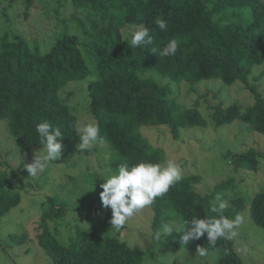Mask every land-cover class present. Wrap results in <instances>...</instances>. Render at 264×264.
Masks as SVG:
<instances>
[{
    "label": "trees",
    "instance_id": "1",
    "mask_svg": "<svg viewBox=\"0 0 264 264\" xmlns=\"http://www.w3.org/2000/svg\"><path fill=\"white\" fill-rule=\"evenodd\" d=\"M65 1L84 14L85 20L76 13L71 17L76 34L60 20L65 28L48 46L0 35V120L7 121L21 153L43 148L36 126L45 121L61 129L64 147L77 138L78 117L60 91L92 75L97 79L88 84L90 112L100 136L117 156L112 168L116 172L122 163L165 165V151L143 135L144 126H168L178 136L182 129L207 126L208 120L216 128L241 121L264 135V97L254 88V104L245 112L237 104L218 106L206 119L197 107L184 108L170 98L168 85L141 77V72L156 69L163 77L193 85L214 79L226 87L237 81L249 86L253 68L264 65V0ZM26 4L30 8L31 0ZM157 20H164L167 29L161 30ZM128 26L147 28L152 44L132 48L122 34ZM173 39L178 41L177 53L159 57L157 53ZM235 159L239 167L258 169L254 150ZM7 180V173L0 169V219L22 200ZM200 181L198 175L183 177L156 198L150 205L154 233L179 217L183 230L194 218H219L211 209L218 206L215 195L226 199L227 185L201 195L195 189ZM244 210L245 199L237 198L223 215L234 219ZM50 218L52 213L43 214L38 239L52 264H140L144 259L143 251L126 242L87 232L61 244L49 229ZM250 218L264 230V189L252 199ZM196 243L218 248L222 264H245L233 240L221 238L212 246L205 234L186 245L191 249Z\"/></svg>",
    "mask_w": 264,
    "mask_h": 264
},
{
    "label": "rangeland",
    "instance_id": "2",
    "mask_svg": "<svg viewBox=\"0 0 264 264\" xmlns=\"http://www.w3.org/2000/svg\"><path fill=\"white\" fill-rule=\"evenodd\" d=\"M75 13L85 20L84 14L65 0H31L30 8L26 0H0V35L8 34L11 39L19 36L30 44L48 46L65 28L60 20L73 34L77 33L71 20ZM140 28L128 26L122 34L131 41ZM84 57L89 62V57ZM141 77L168 85L170 98L184 108L197 107L206 119L218 106L237 104L245 112L255 101L251 88L264 97V65L253 68L249 86L237 81L226 87L222 80L214 79L193 85L163 77L156 69L141 72ZM96 79L92 75L85 81H72L60 91L79 124H97L90 112L88 95V84ZM141 131L151 144L165 151L164 166L173 160L181 166L183 177L201 178L195 186L201 195H211L216 187L226 184V199H222L228 205L234 199H245V210L239 214L243 223L237 230L238 236L231 240L245 264H264V230L250 218L252 199L264 189V135L241 121L216 128L208 120L207 126L182 129L178 136L168 126H144ZM78 144L77 136L62 149L59 160L51 162L45 172L30 177L25 165L34 161L35 154L41 155V148L21 153L7 121L0 120V169L7 173L8 186L22 196L20 205L0 219V264H52L38 239L42 216L49 212L53 238L64 245L87 232L119 239L143 251L145 256L140 264H222L221 252L216 247L196 243L188 248L183 241L185 232L180 217L169 223L173 232L168 236L162 234L156 241L150 206L129 218L119 231L111 229L112 210L103 207L100 193L105 179L116 174L112 168L117 156L106 142L98 141L83 152L77 149ZM249 150L257 152V170L236 165V155ZM217 196L214 201L218 204Z\"/></svg>",
    "mask_w": 264,
    "mask_h": 264
},
{
    "label": "clouds",
    "instance_id": "3",
    "mask_svg": "<svg viewBox=\"0 0 264 264\" xmlns=\"http://www.w3.org/2000/svg\"><path fill=\"white\" fill-rule=\"evenodd\" d=\"M156 23L161 30L167 29V23L164 20H157ZM152 42L149 30L142 27L134 32L130 43L132 48H139L150 45ZM177 50L178 41L173 39L158 53L156 49L152 52L157 53L159 57H171L177 53ZM36 131L43 148L38 151L41 155L35 154L34 161L25 165L30 177H36L45 172L51 162L60 159L64 148V136L59 127L45 121L36 126ZM76 132L79 138L77 149L81 152L92 148L98 141L104 142V138L100 136L99 126L94 122L78 123ZM182 178L183 170L173 160H169L166 166L150 162H140L135 165L120 164L116 174L105 179V183L101 185L102 205L105 209L110 207L113 214L110 221L111 229L119 231L129 218L146 206L152 205L157 197L166 194ZM216 199L219 201L218 206L214 205L211 211L218 214L219 218L192 219L189 226L183 230L185 243L190 240H199L207 234L209 244L214 246L218 239L231 240L238 236L237 230L243 223L242 216L237 214L234 219L227 218L223 213L229 207L228 202L219 195ZM172 232V226L166 223L155 233V240L159 241L162 234L168 236Z\"/></svg>",
    "mask_w": 264,
    "mask_h": 264
}]
</instances>
